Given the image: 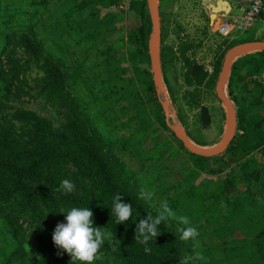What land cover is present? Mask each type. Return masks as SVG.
Listing matches in <instances>:
<instances>
[{"label":"trees","instance_id":"16d2710c","mask_svg":"<svg viewBox=\"0 0 264 264\" xmlns=\"http://www.w3.org/2000/svg\"><path fill=\"white\" fill-rule=\"evenodd\" d=\"M121 1L0 0V264H70L52 235L73 207H88L93 227L113 233L98 253L107 263L179 264L191 257L188 264H264V168L258 169L264 156L252 157L264 144V104L255 102L264 92V53L232 68L235 143L217 158L196 157L167 127L155 92L147 0H132L129 13L137 20L126 33L118 27ZM175 2L160 0L164 79L176 99L170 68L180 60L196 106L200 88L215 89L234 44L220 49L213 74L189 57L192 43L183 42L178 52L166 46L165 15ZM31 68L44 74L38 97L52 115L16 107L22 95L31 96L22 88ZM200 116L203 129L211 128L209 109L202 107ZM161 131L176 143L170 153L158 152ZM182 152L184 174L166 169ZM257 171L261 182L254 185L248 175ZM64 179L74 184L71 193L57 191ZM228 181L234 184L229 194ZM244 183L248 188L240 189ZM142 189L153 192L151 200L140 198ZM116 194L132 205L131 219L120 225L110 215ZM162 201L177 218H189L199 233L195 240L180 239L178 229L185 226L177 218L163 221L147 245L134 240L139 220L157 216Z\"/></svg>","mask_w":264,"mask_h":264},{"label":"rangeland","instance_id":"374dc122","mask_svg":"<svg viewBox=\"0 0 264 264\" xmlns=\"http://www.w3.org/2000/svg\"><path fill=\"white\" fill-rule=\"evenodd\" d=\"M225 1L229 2L233 7V16H237L239 13L236 9L235 1ZM218 2L219 0H212V4L214 6H216ZM209 4L210 3H207L206 6ZM204 7V0H177L175 4L169 6L167 8L168 12L165 15L164 23L165 34L167 36L165 45L178 52V48L183 42L192 43L194 45V49L189 52V57L195 59L197 64L202 66L209 73L213 74L217 54L221 48L224 49L226 47L227 42L237 46L246 41H264V22L256 24L255 28L250 32L237 34V38L234 41L221 38L219 34L215 33L217 28L215 23L216 19H213L214 23L212 26L209 16L204 13ZM118 20L120 22V25L118 26L119 29L123 27L126 33V29L134 25L137 17L130 13L123 15L120 14ZM205 31H207L206 34ZM19 55H22L24 59L27 58L22 52H19ZM170 72L173 74V80L177 88L176 99L172 97L168 89L171 102V122L182 126L187 132L191 134L192 138L206 141V143L208 142L209 145L204 146L205 148L215 147L222 138L225 126L224 109L215 95V89L211 91L205 87L200 88L199 94L201 101L198 105L191 106L190 94L194 93L195 88L188 87L185 84V69L183 63L180 62V60H175L170 68ZM43 77L44 74L41 71L33 68H31L29 73L22 77V79H24V83L25 81L28 83V86H23L22 88H24L25 93H29L31 96L22 95V102H18L16 107L21 109H30L42 115H52V113H49L50 109H46V107H44L45 101L38 97V90ZM144 97L146 98L145 94ZM202 107L208 108L210 115L212 116L213 124L209 129H203L201 126L200 115ZM174 112H176V118L174 116ZM183 119L185 120V123ZM12 123L14 122L11 121V118H8V124ZM21 125L18 124L19 127H21ZM24 128L26 130H30V128L27 126ZM160 135H163L164 137L162 136L160 139H158L159 143L162 144L161 148L158 149V152L162 153L164 151V153H170V151L174 149V145L176 144L175 141H173L172 136L165 131H161ZM166 141H169L170 143H164ZM151 144L152 142L149 145ZM165 157L168 159L167 156ZM178 160L179 163H177L176 160H172L166 169H175L176 174H178L179 171L184 174V168L181 166V163L184 162V160L188 161L186 154L182 152V157ZM137 176L139 177L140 174ZM227 183L231 182L228 181ZM250 184L253 186L252 183ZM228 189L230 188L228 187L226 189L227 194H229ZM12 202H14V200H12ZM20 224H22V222ZM23 228L27 231V233H30L26 224H24ZM95 261H98V264H112L107 263V260L103 257H99Z\"/></svg>","mask_w":264,"mask_h":264},{"label":"water","instance_id":"95a60500","mask_svg":"<svg viewBox=\"0 0 264 264\" xmlns=\"http://www.w3.org/2000/svg\"><path fill=\"white\" fill-rule=\"evenodd\" d=\"M222 0L214 6L212 0H204V13L209 16L211 25L213 26V19L219 13H231L232 7L229 2L223 0V5L228 6L226 10L220 8ZM207 3H210L206 6ZM148 14L151 20V34L148 42L149 57L151 63V73L154 82L155 92L159 103L163 109L165 122L167 127L176 137V139L183 145L185 150L196 157L204 159H213L227 153L232 145L235 143L239 133L237 108L230 94L226 95V89H229V83L234 64L241 58L264 53V41L246 42L232 47L225 55L221 72L219 74L216 86L215 95L223 106L225 113L224 132L220 142L213 148H205L204 146L196 144L189 137L187 131L180 125L171 122L170 114V94L164 79V72L162 67V19L160 10V0H147ZM175 118L177 117L174 112Z\"/></svg>","mask_w":264,"mask_h":264},{"label":"clouds","instance_id":"9594fccd","mask_svg":"<svg viewBox=\"0 0 264 264\" xmlns=\"http://www.w3.org/2000/svg\"><path fill=\"white\" fill-rule=\"evenodd\" d=\"M74 187L72 182L64 179L61 181L57 191L71 193ZM152 196L153 192L150 190L146 191L142 189L140 192L141 199L151 200ZM122 200L123 197L120 194H116L112 201L110 215L112 218L114 217L116 225L124 224L132 217L131 203H124ZM160 208L161 211L157 216L147 215V218L139 220L134 235L136 242L147 245L149 241L160 235L158 226L163 221L168 218H177L167 201H162ZM177 219L181 225L185 226L178 229L181 233L180 239L185 242L195 240L199 233L191 225L189 218L187 216H180ZM101 229L100 227H93V212L88 207H73L66 213V222L57 224L52 235V241L60 252L67 253L70 256V264H93L99 258L98 253L105 238L115 239L113 233H105ZM144 251L145 253H149L151 249L145 247ZM190 259L192 258L185 257L180 260L179 264H188Z\"/></svg>","mask_w":264,"mask_h":264},{"label":"built area","instance_id":"2783aa9c","mask_svg":"<svg viewBox=\"0 0 264 264\" xmlns=\"http://www.w3.org/2000/svg\"><path fill=\"white\" fill-rule=\"evenodd\" d=\"M237 16L220 13L217 15L215 33L225 40L234 41L237 34H244L252 31L256 23L264 21V0H234ZM132 0H122L118 6L121 14H128L131 11Z\"/></svg>","mask_w":264,"mask_h":264},{"label":"crops","instance_id":"0c3cea01","mask_svg":"<svg viewBox=\"0 0 264 264\" xmlns=\"http://www.w3.org/2000/svg\"><path fill=\"white\" fill-rule=\"evenodd\" d=\"M232 9H233V7H232ZM261 22H264V21H259V22H257L256 24H259V23H261ZM253 42V41H252ZM248 77L249 78H251L252 77V73H250L249 75H248ZM263 78H264V75H263ZM255 102H256V104H258V105H262V104H264V92L260 95V97L259 98H257L256 100H255ZM258 155V157H261V156H264V144H262L259 148H258V150L252 155V157H256ZM251 157V158H252ZM259 163L261 164V166H258V169H261L262 167L264 168V160H262V159H260L259 160ZM248 177H249V179H251V181H253V184L254 185H257V184H260V182H261V174H260V171L258 172H254V173H252V174H250V175H248ZM248 184L249 183H244V185L243 184H240L241 185V187H240V189H246V188H248ZM245 186V187H244ZM230 188V189H228V191H229V193L231 192V191H233V189H234V184H233V182H231V183H227V186H226V189L227 188Z\"/></svg>","mask_w":264,"mask_h":264},{"label":"bare ground","instance_id":"6f19581e","mask_svg":"<svg viewBox=\"0 0 264 264\" xmlns=\"http://www.w3.org/2000/svg\"><path fill=\"white\" fill-rule=\"evenodd\" d=\"M222 2H223V0H222ZM220 3V8L222 9V8H224V10H226L227 8H229L228 6H226V5H223V3ZM215 19H217V17H215ZM226 95H228V93H227V89H226ZM171 114V113H170ZM171 120H172V117H171Z\"/></svg>","mask_w":264,"mask_h":264}]
</instances>
